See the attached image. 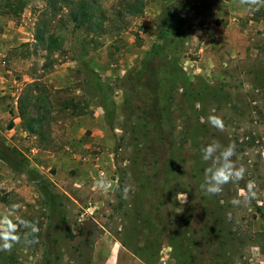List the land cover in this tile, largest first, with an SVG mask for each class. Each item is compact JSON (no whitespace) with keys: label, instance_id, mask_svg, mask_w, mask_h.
I'll return each mask as SVG.
<instances>
[{"label":"rangeland","instance_id":"1","mask_svg":"<svg viewBox=\"0 0 264 264\" xmlns=\"http://www.w3.org/2000/svg\"><path fill=\"white\" fill-rule=\"evenodd\" d=\"M4 1L0 215L32 221L39 232L25 243L20 227L21 241L0 251V264H264V7L142 0L132 15L125 0H98L108 12L98 34L62 12L52 17L47 0H25L19 15L3 12ZM44 23L61 51L46 55L37 44ZM34 79L50 89L54 146L32 155L38 141L13 99ZM84 116L101 138L75 122ZM209 116L222 119L223 131ZM214 140L234 145L232 159L246 172L209 196L200 185L211 162L200 149ZM7 147L27 169L5 161ZM88 153H101L103 164L93 169L99 162ZM102 168L108 191L96 185ZM250 180L256 195L245 200Z\"/></svg>","mask_w":264,"mask_h":264},{"label":"trees","instance_id":"2","mask_svg":"<svg viewBox=\"0 0 264 264\" xmlns=\"http://www.w3.org/2000/svg\"><path fill=\"white\" fill-rule=\"evenodd\" d=\"M47 3L52 17H57L59 12H62L63 15L61 16H64L67 23L75 27H82L87 32L102 34L106 30L104 23L108 18V12L98 0H47ZM25 4V0H5L3 12L19 15ZM143 7L144 3L142 0H125L124 9L129 14H139L142 12ZM44 25L45 23L42 27L38 25L36 28L35 39L37 44L46 51V55L61 51V37L52 31L46 30ZM170 25L175 27L182 25V22L173 19ZM142 72H144V69ZM17 107L23 127L36 136L42 149L51 150L54 143L50 129L52 101L48 86L41 79H34L32 82L27 83L19 96ZM5 153L7 154V157L4 156L5 161H12L14 158L20 163V170L23 168L27 169V163L21 158L19 153L8 147ZM36 180L38 183L41 182L39 177ZM44 188L45 190L48 188L49 197H53V192L49 186L45 185Z\"/></svg>","mask_w":264,"mask_h":264},{"label":"clouds","instance_id":"3","mask_svg":"<svg viewBox=\"0 0 264 264\" xmlns=\"http://www.w3.org/2000/svg\"><path fill=\"white\" fill-rule=\"evenodd\" d=\"M240 3L248 6L250 10L253 8L258 10L260 7H264V0H240ZM208 122L211 126L223 131L224 123L220 117L209 116ZM200 151L202 160L211 162L204 170V180L200 185L206 195H219L222 193L224 185L244 178L246 169L243 165L237 166L232 159L236 154L234 145L229 144L225 147L219 141L214 140L202 147ZM96 185L102 191H108L112 188V181L102 173L101 178L96 181ZM255 187V182L250 180L246 185V194L245 190L241 189V195L245 200L255 197ZM125 192H127V189H125ZM230 203L238 206L241 200L233 198ZM17 207V205H13V210H16ZM20 227L28 230L23 237L25 243H34L35 241L29 239V237L39 232V228L35 223L20 217L13 218L11 213L0 215V251H11L14 244L21 241V236L17 234Z\"/></svg>","mask_w":264,"mask_h":264},{"label":"crops","instance_id":"4","mask_svg":"<svg viewBox=\"0 0 264 264\" xmlns=\"http://www.w3.org/2000/svg\"><path fill=\"white\" fill-rule=\"evenodd\" d=\"M97 118H99V126H101L100 124H101V119H100V117H98L97 116ZM19 119H20V117H19ZM15 121H16V118L14 119ZM98 120V119H97ZM92 121H93V119H91L90 117H80L79 119H76L75 120V122L76 123H80V124H83L84 125V128H83V130H85L86 128L87 129H90V130H93V128H94V131H92L91 132V135H93L94 134V136H95V140H98L99 138H101L98 134H97V129H95V126L93 127L92 125H93V123H92ZM102 127V126H101ZM82 128V127H81ZM9 130H13L12 128H10ZM100 131V130H99ZM31 135H33L32 133H31ZM99 136V137H98ZM33 137H36L35 135H33ZM37 148H38V153L40 154V152H47V151H49V150H47V149H42L41 147H39V146H37ZM91 155H93V157H97L96 159L98 160V162L99 163H97V164H89V165H91V167L94 169L95 167H96V165H98V164H103V162L101 161V156H102V154L101 153H88V154H84V156H86V157H89V156H91ZM86 157H85V159H86ZM96 170V169H95ZM97 171V174L98 175H100V174H102V173H104L105 171H106V168H102L101 170L99 169H97L96 170ZM90 172H91V174H93L92 173V171L90 170Z\"/></svg>","mask_w":264,"mask_h":264},{"label":"built area","instance_id":"5","mask_svg":"<svg viewBox=\"0 0 264 264\" xmlns=\"http://www.w3.org/2000/svg\"><path fill=\"white\" fill-rule=\"evenodd\" d=\"M4 63H5V60H2L1 64H4ZM13 103L15 106H17V104H18V93H17V95L14 96ZM27 153L32 154V155L38 153L37 146L36 145H30L28 147Z\"/></svg>","mask_w":264,"mask_h":264}]
</instances>
